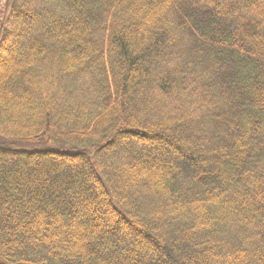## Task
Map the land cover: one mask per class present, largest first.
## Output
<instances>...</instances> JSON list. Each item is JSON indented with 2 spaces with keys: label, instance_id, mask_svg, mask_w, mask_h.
<instances>
[{
  "label": "trees",
  "instance_id": "obj_1",
  "mask_svg": "<svg viewBox=\"0 0 264 264\" xmlns=\"http://www.w3.org/2000/svg\"><path fill=\"white\" fill-rule=\"evenodd\" d=\"M0 264H264V0H0Z\"/></svg>",
  "mask_w": 264,
  "mask_h": 264
},
{
  "label": "rangeland",
  "instance_id": "obj_2",
  "mask_svg": "<svg viewBox=\"0 0 264 264\" xmlns=\"http://www.w3.org/2000/svg\"><path fill=\"white\" fill-rule=\"evenodd\" d=\"M177 30V29H176ZM176 49V46H173V43L170 44L169 46V51H171V54L173 53V50ZM184 134H186V130H184L183 132ZM182 138V137H181ZM194 195V193H192ZM192 198H198L197 196H191ZM30 217H27L26 219L29 220ZM27 220H25L24 222H27ZM31 222V221H29Z\"/></svg>",
  "mask_w": 264,
  "mask_h": 264
}]
</instances>
